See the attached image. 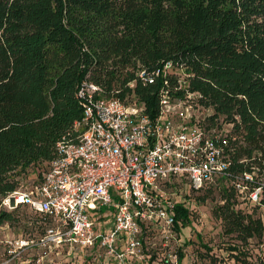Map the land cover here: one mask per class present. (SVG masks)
<instances>
[{
	"label": "trees",
	"instance_id": "trees-1",
	"mask_svg": "<svg viewBox=\"0 0 264 264\" xmlns=\"http://www.w3.org/2000/svg\"><path fill=\"white\" fill-rule=\"evenodd\" d=\"M141 67L151 80L137 76ZM82 79L97 85L93 94L134 99L150 115L160 86L197 90L199 122L225 137L229 167L249 171V189L264 181V0H0V198L28 169L40 176L55 140L80 115ZM214 183L210 212L239 260L244 245L264 243V184L252 200L237 198L228 175L199 188L183 183L173 228L177 237L189 222L186 188L208 192ZM12 207L0 205V225L17 218ZM177 257L182 264L179 249Z\"/></svg>",
	"mask_w": 264,
	"mask_h": 264
},
{
	"label": "built area",
	"instance_id": "built-area-1",
	"mask_svg": "<svg viewBox=\"0 0 264 264\" xmlns=\"http://www.w3.org/2000/svg\"><path fill=\"white\" fill-rule=\"evenodd\" d=\"M162 65L168 69L171 61ZM183 75L176 73V85ZM137 76L151 80L152 73L141 67ZM97 89L91 81H80L75 90L80 115L55 140L40 176L0 198L5 207L27 205L44 222L35 242L28 236L15 239L18 248H49L64 241L68 247H101L118 264L128 257L146 261L150 253L143 251L144 227L166 247L160 264H179L176 249L168 243L177 239L174 203L183 197V183L199 188L213 176L228 175L239 196L257 198L264 181L249 189V171L229 167L225 137L199 122L197 90L183 87L180 94H171L167 85L160 86L156 112L150 115L134 99L105 98L93 94ZM110 185L116 198L109 193ZM100 204L110 206L112 213V224L104 231L84 211ZM261 209L264 216V203Z\"/></svg>",
	"mask_w": 264,
	"mask_h": 264
},
{
	"label": "rangeland",
	"instance_id": "rangeland-1",
	"mask_svg": "<svg viewBox=\"0 0 264 264\" xmlns=\"http://www.w3.org/2000/svg\"><path fill=\"white\" fill-rule=\"evenodd\" d=\"M36 166L35 169H38ZM37 176L35 170L28 169L21 177V183L28 185L35 181ZM20 186V187H21ZM205 188L191 190L186 188L189 193L190 217L189 222L179 227V235L176 241L170 240L168 247H174L180 251L182 264H259L258 257H264V243L252 241L242 247V255L239 260H235L229 253L227 245L230 243L229 238L222 235L218 219L210 212L212 203L218 199L217 183L211 185L210 191H204ZM207 190V189H206ZM206 193L202 201L194 200L195 193ZM109 193L115 196L114 188L109 186ZM115 196L114 198H116ZM238 199L243 196H237ZM110 207L106 204H100L99 208L84 209L88 216L91 217L95 226L97 212ZM10 208V207H6ZM12 208L17 214L16 219L12 222H4L0 225V264H118L116 260L104 252V249L98 246H72L68 247L63 241L55 247H39L36 244L18 248L15 239L22 236L30 237L34 242L41 233V229L36 227V214L25 204L17 203ZM111 208V207H110ZM102 219V217L100 218ZM143 251L150 253L146 261L141 260L144 264H160L162 254L165 248H162L160 237L157 234L143 232L141 235ZM177 243V244H176ZM146 248V249H144ZM240 253V252H239ZM129 257L124 264H138L129 261ZM152 260V263H151ZM110 262V263H108Z\"/></svg>",
	"mask_w": 264,
	"mask_h": 264
},
{
	"label": "crops",
	"instance_id": "crops-1",
	"mask_svg": "<svg viewBox=\"0 0 264 264\" xmlns=\"http://www.w3.org/2000/svg\"><path fill=\"white\" fill-rule=\"evenodd\" d=\"M96 215H97L96 216L97 221L95 222L96 229H98L99 231H104L108 227L111 226V224H112V213H111L110 207H107L106 209L97 212ZM101 217H102V219H100ZM119 242H122V239ZM129 259H130V257H129ZM114 260L115 259L113 258V261ZM129 261H131V262L134 261L138 264H144V263H142V261L134 260L132 258ZM108 263H110V262H108ZM114 263H115V261L113 262V264ZM151 263H152V260H151ZM102 264H104V262Z\"/></svg>",
	"mask_w": 264,
	"mask_h": 264
}]
</instances>
